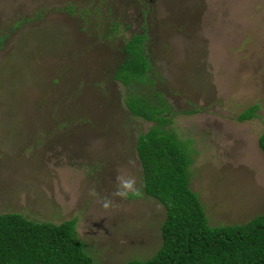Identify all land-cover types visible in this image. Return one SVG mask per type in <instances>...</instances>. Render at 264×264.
<instances>
[{"label": "rangeland", "instance_id": "rangeland-1", "mask_svg": "<svg viewBox=\"0 0 264 264\" xmlns=\"http://www.w3.org/2000/svg\"><path fill=\"white\" fill-rule=\"evenodd\" d=\"M135 35L156 86L114 78ZM134 94L169 105L211 226L264 213V0H0V214L76 220L96 264L152 257L165 208L144 191L137 140L156 124L132 115ZM118 174L143 195L105 209Z\"/></svg>", "mask_w": 264, "mask_h": 264}, {"label": "trees", "instance_id": "trees-1", "mask_svg": "<svg viewBox=\"0 0 264 264\" xmlns=\"http://www.w3.org/2000/svg\"><path fill=\"white\" fill-rule=\"evenodd\" d=\"M115 27L113 26V29ZM112 29V30H113ZM147 37L133 36L114 78L131 88L153 87L154 67L145 51ZM133 116L154 122L137 140L146 195L165 208L162 244L145 261L123 264H264V213L241 225L211 226L197 193L190 188L188 144L165 128L169 105L147 95H131ZM256 106L239 119H252ZM264 154V133L260 137ZM0 264H96L77 237L76 220L61 224L30 221L15 213L0 214Z\"/></svg>", "mask_w": 264, "mask_h": 264}, {"label": "clouds", "instance_id": "clouds-1", "mask_svg": "<svg viewBox=\"0 0 264 264\" xmlns=\"http://www.w3.org/2000/svg\"><path fill=\"white\" fill-rule=\"evenodd\" d=\"M130 163H132L130 161ZM92 195L99 197V193L93 190ZM143 195L142 184L138 185L137 179L134 176H124L118 174L116 177V187L110 194L100 197L102 207L109 209L113 206L115 198L121 200L128 199L130 196L139 197Z\"/></svg>", "mask_w": 264, "mask_h": 264}]
</instances>
